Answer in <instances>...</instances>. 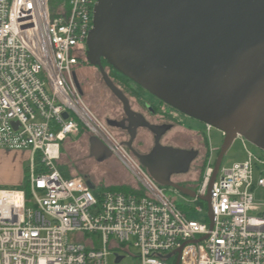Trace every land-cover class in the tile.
I'll return each instance as SVG.
<instances>
[{"label":"built area","instance_id":"built-area-1","mask_svg":"<svg viewBox=\"0 0 264 264\" xmlns=\"http://www.w3.org/2000/svg\"><path fill=\"white\" fill-rule=\"evenodd\" d=\"M96 2L65 0L51 10L50 0H0V149L23 150L29 160L26 189L0 187V264H108L112 255L119 264L130 247L139 264H264V203L254 200L264 189V153L247 152L220 177L219 169L210 227L168 199L86 107L73 74ZM83 131L120 161L136 191L90 189L87 179L62 174L60 143ZM214 152L208 145L189 203L207 194Z\"/></svg>","mask_w":264,"mask_h":264},{"label":"water","instance_id":"water-1","mask_svg":"<svg viewBox=\"0 0 264 264\" xmlns=\"http://www.w3.org/2000/svg\"><path fill=\"white\" fill-rule=\"evenodd\" d=\"M92 20L85 58L122 104L131 140L137 128L153 127L131 110L102 60L167 106L222 132L207 194L199 197L212 227L210 190L233 141L240 136L264 152V0H97ZM89 144L91 157H112L97 138ZM191 158L158 142L138 156L156 183L193 199L195 191L170 181L187 172Z\"/></svg>","mask_w":264,"mask_h":264},{"label":"rangeland","instance_id":"rangeland-1","mask_svg":"<svg viewBox=\"0 0 264 264\" xmlns=\"http://www.w3.org/2000/svg\"><path fill=\"white\" fill-rule=\"evenodd\" d=\"M64 1L65 0H50L49 6L51 10L58 9L64 4ZM74 70L80 81V86L83 92L82 100L86 107L101 123L105 125L108 133L122 146L121 143L122 140L125 139V134L120 130L109 128L105 124L107 119H113L112 117L117 118L120 116L122 113L121 103L105 87L97 69L85 64L84 66L75 67ZM143 97L146 99H152L147 93H144ZM152 101L155 102L154 99H152ZM181 121L184 125L191 127L196 134L189 136L185 133L182 134L175 131L169 135L168 139L165 141L166 143L172 142L179 148L192 145L203 152L204 145L201 136H204L211 149L216 150L221 147L224 137L219 130L211 128L208 132L205 124L186 117H182ZM83 133L84 135L69 136L66 141L60 143L61 149L58 160L59 169L69 177L79 176L87 180H92L95 183V190L99 188L107 189L110 187H124L128 188V190L136 191L137 187L134 180L116 157L112 156L105 160H98L95 157H91L89 150L90 135H88L86 131H83ZM147 143V149H150L152 144L149 140H147ZM247 152H250L255 156H261L264 153L245 139L242 140L237 137L222 160L218 177L221 176L223 170L229 169L235 164L244 162L247 159ZM212 155L215 159L217 157V152H214ZM197 165L198 161L192 165L189 174H178L180 176H176L174 181H186L190 184V179H192L197 173ZM28 166V154L25 151H8L0 149V187L4 189L15 188L16 185H19L22 182L24 177H27ZM198 179L200 180V178ZM197 182L199 183V181ZM163 188L166 197L181 208V210L188 215L189 219L198 222H203L204 218L207 219L206 203L202 201L200 202L203 212L199 213L196 207L200 204L189 203V199L175 189L168 187ZM196 189L197 188H195V190ZM254 200L256 203H264V189L254 190ZM250 216H253V214L251 213ZM71 237L72 236L70 235V239ZM93 237H95L97 246L100 247V240L97 236ZM136 255V249L130 247L128 253L121 254L123 259L119 264H139V259ZM108 264H116L113 255L108 258Z\"/></svg>","mask_w":264,"mask_h":264},{"label":"flooded vegetation","instance_id":"flooded-vegetation-1","mask_svg":"<svg viewBox=\"0 0 264 264\" xmlns=\"http://www.w3.org/2000/svg\"><path fill=\"white\" fill-rule=\"evenodd\" d=\"M86 62L87 61L85 58V60L83 62L78 63L77 66H84L86 64ZM91 67H93V66H91ZM93 68H95V67H93ZM95 69H97V68H95ZM74 74H75V76H74L75 80L74 81L77 83V85H78V87L82 93L81 95H83V92H82V89L80 86L79 78L76 76V73H74ZM109 78L112 81V83L114 84V86L116 88H118L123 93V95L128 99L131 110L133 112H135L137 115H139L142 119H144L148 124H150L153 127V131L148 129V128L139 127L136 129L135 136H134L133 140H131L130 130H129V128L131 126H130V123L127 121V116L123 110L122 104H121L122 113L120 114V116H118L117 118L112 117L113 119H107L106 123H105L106 126L109 128H112V129L120 130L123 134H125V139L122 140L121 144L125 148V150L128 153H130L139 164H140V162L138 160V156H146V155L151 154L153 152L155 146H156V142H158V145L162 148L178 150V151H181V153L184 156H186V157L188 156V158L192 157L191 160L189 161L188 170L185 173V175L190 173V170L192 169V165L196 161H198V165L196 168L197 173L194 175V177L192 179H190V181H191L190 184L187 183L186 181L185 182H175L174 178L176 176H180L178 174L177 175L173 174L170 176L171 182L178 184V185H180V186H182L188 190L194 191L195 188L197 187V184H198L197 181H199L198 178L201 177L203 169H204L203 163H204V157H205V154H204L205 147L203 148L201 146L203 148V152H201V150L196 149V147H194L192 145H188L187 147L179 148V147H176L172 142H170V143L165 142L166 139H168L169 135H171L172 132H175V131L177 133H182V134L185 133L189 136L196 134L191 129V127L184 125L183 122L181 121L182 117H186V118H189V117H187V116L181 114L180 112L174 110L173 108L167 106L166 104H164L163 102H161L160 100H158L154 96L150 95L149 93H147L146 91H144L143 89H141L140 87H138L137 85H135L134 83H132L130 80H128L126 78L124 80L122 78H119L116 75H114V78H112V77H109ZM108 91H109V89H108ZM144 93H147L148 95H150V97L152 99H154L155 102H153L152 99H146L145 97H143ZM189 119H191V118H189ZM107 121H112V122L114 121L115 125H118V126H109L107 124ZM133 121L134 120H132L131 122H133ZM146 135L148 136V138ZM172 138H174V137H172ZM147 140H149L152 144L150 149H147L148 148ZM143 168L147 171V169L145 167H143ZM87 182H91L93 185H95V183L92 180H87Z\"/></svg>","mask_w":264,"mask_h":264},{"label":"trees","instance_id":"trees-1","mask_svg":"<svg viewBox=\"0 0 264 264\" xmlns=\"http://www.w3.org/2000/svg\"><path fill=\"white\" fill-rule=\"evenodd\" d=\"M84 60H85V58H81V59H80L81 62H83ZM101 62H102V66H103L104 70L107 72V74L109 75V77L114 78V75H116V76H118L119 78H124V77H122L121 75H119V74H117L116 72H114V71L112 70V68H111L110 66H108L107 63H106L104 60H102ZM86 64H88V62H86ZM88 65H90V64H88ZM74 73H75V72H74ZM124 79H125V78H124ZM201 139L203 140V145H204V147H205V157H204V163H203V165L205 166V160H206L207 155H208V144H207L206 139L204 138V136H203V137L201 136ZM217 154H218V153H217ZM203 171H204V169H203ZM202 174H203V172H202ZM63 175H64L65 177H69L68 175H65L64 173H63ZM201 180H202V175H201V177H200L199 183H198V185H197L196 188L199 187V185H200V183H201ZM13 189H19V190H24V189H26V177L23 178V180H22V184H21V185H19V186H15V188H13ZM107 190H110V191H122V192H132V190H128V188H124V187H110V188H107ZM194 191H195V190H194ZM178 208H179V207H178ZM180 209H181V208H180Z\"/></svg>","mask_w":264,"mask_h":264},{"label":"crops","instance_id":"crops-1","mask_svg":"<svg viewBox=\"0 0 264 264\" xmlns=\"http://www.w3.org/2000/svg\"><path fill=\"white\" fill-rule=\"evenodd\" d=\"M81 134H83V135H84V133H83V132H82ZM81 134H80V135H81ZM87 134H88V135H90L88 132H87ZM91 137H92V136L90 135V138H91ZM90 138H89V140H90ZM89 150H90V144H89ZM60 171L62 172V174L64 173L62 170H60ZM72 177H74V176H72ZM16 182H17V181H16ZM15 184H16V183H15ZM136 189H137V188H136Z\"/></svg>","mask_w":264,"mask_h":264}]
</instances>
